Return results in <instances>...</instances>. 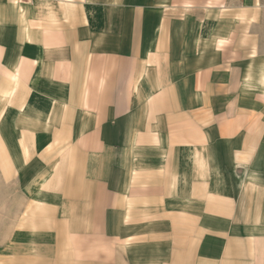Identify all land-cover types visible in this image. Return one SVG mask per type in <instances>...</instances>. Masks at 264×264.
Here are the masks:
<instances>
[{
    "label": "crops",
    "instance_id": "1",
    "mask_svg": "<svg viewBox=\"0 0 264 264\" xmlns=\"http://www.w3.org/2000/svg\"><path fill=\"white\" fill-rule=\"evenodd\" d=\"M8 45L93 111L82 171L110 201L64 204L99 207L115 264H264V0H0ZM213 158L249 165L243 195L225 194L222 163L204 170Z\"/></svg>",
    "mask_w": 264,
    "mask_h": 264
},
{
    "label": "rangeland",
    "instance_id": "2",
    "mask_svg": "<svg viewBox=\"0 0 264 264\" xmlns=\"http://www.w3.org/2000/svg\"><path fill=\"white\" fill-rule=\"evenodd\" d=\"M25 51L30 54L33 49L0 46V264H101L100 256L105 254L108 264H115L121 259L110 250L107 253L102 248L107 243L101 242L105 238L98 236L106 221L101 225L89 220L100 217L99 207L64 204L81 200H69L68 194L111 196L99 180L90 181L98 174L84 180L82 171L84 151L92 144L86 140L93 132V111L76 103L69 107L61 68L56 71L51 62L44 61L37 72L36 64L16 61L14 53ZM76 97L84 100L82 95ZM83 131L87 136L78 141ZM219 163L225 170L223 184L229 187L225 194L243 195L250 181L249 165L213 158L204 160V170L215 171ZM204 178L205 199H214L215 174ZM71 187L72 192L68 191ZM236 208L237 213H244L242 205Z\"/></svg>",
    "mask_w": 264,
    "mask_h": 264
},
{
    "label": "built area",
    "instance_id": "3",
    "mask_svg": "<svg viewBox=\"0 0 264 264\" xmlns=\"http://www.w3.org/2000/svg\"><path fill=\"white\" fill-rule=\"evenodd\" d=\"M22 1H29V0H22ZM57 3H64L66 2L67 0H55Z\"/></svg>",
    "mask_w": 264,
    "mask_h": 264
}]
</instances>
